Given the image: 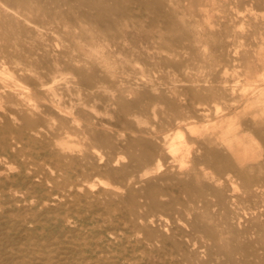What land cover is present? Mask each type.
Here are the masks:
<instances>
[{
    "label": "rangeland",
    "instance_id": "1",
    "mask_svg": "<svg viewBox=\"0 0 264 264\" xmlns=\"http://www.w3.org/2000/svg\"><path fill=\"white\" fill-rule=\"evenodd\" d=\"M156 1L141 15L156 27L138 22L137 46L118 38L105 66L67 34L72 8L50 18L0 0V123L26 107L20 87H32L30 102L60 108L34 140L0 132L9 180L0 179V207L13 209L0 226L31 242L30 257L51 241L66 245L68 264H257L223 247L238 244L264 254V0ZM68 188L77 190L47 210Z\"/></svg>",
    "mask_w": 264,
    "mask_h": 264
},
{
    "label": "bare ground",
    "instance_id": "2",
    "mask_svg": "<svg viewBox=\"0 0 264 264\" xmlns=\"http://www.w3.org/2000/svg\"><path fill=\"white\" fill-rule=\"evenodd\" d=\"M11 4L17 8L18 10L24 9L26 12H31V11H36L40 12L41 14H47V16L53 17L54 14L50 12V9L52 11H56V9H63V11L66 13L67 9L73 11V16L69 17V20L64 23V27L67 30V34H69L70 37L74 39V46L82 51L91 59V60H101L105 66H110V59L109 57L113 53L110 49V45H114L115 41L119 39H124L125 41L129 42L132 44V47L137 46V41L140 40V38L135 37L133 34V30L135 27H138L137 23L138 22H144L141 19V15L143 10L149 9L153 6L157 7V1L156 0H11ZM71 2V3H70ZM67 7V9H64ZM72 14V13H71ZM63 17V16H62ZM64 19V18H63ZM136 19V20H134ZM134 20V21H132ZM145 23V22H144ZM66 24V25H65ZM146 27L152 26L156 27L155 25V20H150L149 22L145 23ZM77 29L76 30H71V29ZM121 30V31H120ZM75 31V32H74ZM119 34V35H118ZM144 35V34H142ZM142 37V36H141ZM115 46V45H114ZM32 75V79L36 80V75L30 71ZM69 78L67 76L62 77V81L60 82V87L62 88H70L69 84ZM39 86H41V89H43L45 92H50L53 93L54 90L56 89L55 86L53 85H47L43 86L41 83ZM21 89L18 91L19 97L18 100L20 103H23L26 105L23 110L17 109L15 107L14 109H8L7 114L3 115L2 122L0 123V132H12L15 134L16 139L22 138L26 133L29 135V137L34 140L36 134L39 133H44L42 132V128H46L49 130L50 126L48 123L51 121V117L49 116V112H53L55 114L59 113L60 108L58 107H40V105H37L36 103L30 102V89L32 87H20ZM26 89V90H25ZM29 90V91H28ZM58 108V109H57ZM66 115L73 116L71 111H65ZM40 135V134H39ZM38 139V138H37ZM41 139V137H40ZM39 139V140H40ZM42 141V140H41ZM143 139H140L139 142H142ZM37 142V141H36ZM43 142V141H42ZM144 144V143H143ZM44 145V144H43ZM40 148V146H39ZM19 149V148H18ZM41 150V149H38ZM45 150V149H44ZM143 155L142 158H147L150 155V152L147 148L143 149ZM13 158V157H12ZM10 158V159H12ZM3 159V158H2ZM6 159V158H5ZM45 159V158H44ZM50 159V158H49ZM3 161V160H2ZM0 161V168L3 167V162ZM7 161V160H6ZM43 161V160H42ZM19 162V161H18ZM40 162V161H39ZM55 162V158L54 161ZM13 163V162H12ZM23 163V162H21ZM25 163V162H24ZM42 164V162H40ZM47 163V162H46ZM9 164V162H8ZM17 164V163H15ZM38 165V164H37ZM20 166V165H18ZM40 166V165H39ZM7 167V166H6ZM5 167V168H6ZM16 167V166H15ZM28 167V165H27ZM42 167V166H41ZM40 167V168H41ZM46 167V166H45ZM14 168V167H13ZM15 169V168H14ZM43 169V168H42ZM35 170V169H34ZM40 170V169H39ZM8 171V170H7ZM46 171V170H45ZM44 171V172H45ZM50 171V170H49ZM10 172V171H9ZM20 172V171H19ZM27 172V171H25ZM37 172V171H36ZM34 172V173H36ZM11 173V172H10ZM22 174V173H21ZM29 173H27L28 175ZM44 175V173H42ZM47 174V172L45 173ZM26 175V174H25ZM35 175V174H34ZM33 175V176H34ZM9 177V176H8ZM11 178V177H10ZM15 178V177H14ZM36 178V177H34ZM0 179L3 181L8 180L7 178V173H4L3 171L0 170ZM45 179V177L43 178ZM1 181V180H0ZM9 181V180H8ZM18 180H16L17 182ZM24 181V180H23ZM37 181V180H36ZM25 183V182H24ZM28 185V184H27ZM6 186V185H5ZM9 186V185H8ZM29 186V185H28ZM81 186V185H80ZM85 187V185H83ZM81 186V187H83ZM10 187V186H9ZM20 187V186H18ZM3 188V187H2ZM33 188V187H32ZM56 188V187H55ZM9 190V189H8ZM22 190V189H21ZM26 190V189H25ZM76 188H68L65 189L63 192H60L59 194L52 196L48 198V205H46L47 210L52 209L55 204H58L61 200L62 197L71 195L72 193L76 192ZM56 191V190H55ZM26 192V191H25ZM21 193V192H20ZM23 193V191H22ZM27 193V192H26ZM44 193V192H43ZM54 193V192H53ZM58 193V192H57ZM154 191L151 189V187L148 190V195L150 197L153 196ZM4 193L1 190L0 187V197ZM6 194V193H5ZM4 194V195H5ZM10 194V193H9ZM12 194V193H11ZM31 194V193H30ZM41 194V193H39ZM80 194V193H79ZM82 194V193H81ZM28 195V194H26ZM33 195V194H32ZM44 195V194H43ZM6 196V195H5ZM15 196V194H14ZM13 196V198H14ZM25 196V194H24ZM11 197V196H10ZM34 197V196H32ZM133 195L131 193L126 195V202H127V207L132 210L134 208L133 200H132ZM8 198V197H7ZM20 198V197H19ZM31 198V197H30ZM16 199V198H15ZM28 199V198H27ZM34 199V198H33ZM40 199V198H39ZM45 199V198H44ZM47 199V198H46ZM45 199V201H46ZM35 200V199H34ZM68 200V199H67ZM78 200V199H77ZM2 201V200H1ZM13 201V200H12ZM24 201V199H23ZM26 201V200H25ZM37 201V200H36ZM43 201V199H42ZM41 201V203H42ZM64 201V200H63ZM71 201V200H69ZM80 201V200H78ZM19 202V201H18ZM16 201V203H18ZM33 202V201H32ZM35 202V201H34ZM39 202V201H38ZM37 202V203H38ZM75 202V201H74ZM1 203V202H0ZM15 203V204H16ZM25 203V202H21ZM64 203V202H63ZM3 204V202H2ZM8 204V203H7ZM11 204V203H10ZM61 204V203H60ZM13 205V204H12ZM23 205V204H22ZM65 205V204H64ZM86 205V204H85ZM18 206V204H17ZM20 206V205H19ZM26 206V205H25ZM92 206V205H91ZM2 209L0 212H2L4 215L6 214L9 219H13V209L10 208L9 206H1ZM0 207V208H1ZM16 207V206H15ZM22 207V206H21ZM29 207V206H28ZM27 207V208H28ZM31 207V206H30ZM57 207V206H56ZM61 207V206H60ZM76 207V206H75ZM111 207V205H109ZM26 208V207H24ZM32 208V207H31ZM30 208V209H31ZM82 208V207H81ZM80 208V210H81ZM84 208V207H83ZM38 209V208H37ZM37 209H33L36 211ZM74 209V208H73ZM78 209V208H77ZM89 209V208H88ZM27 210V209H26ZM32 210V211H33ZM54 210V208L52 209ZM62 210V209H61ZM76 210V209H75ZM45 211V210H44ZM42 211V212H44ZM60 211V210H59ZM58 211V212H59ZM67 211V210H66ZM16 212V211H15ZM22 213V211H20ZM24 212V211H23ZM41 212V211H40ZM57 212V211H56ZM61 212V211H60ZM75 212V211H73ZM20 213V214H21ZM82 213V212H81ZM1 214V213H0ZM16 214V213H15ZM18 214V211H17ZM44 214V213H43ZM53 214V212H52ZM66 214V213H65ZM25 215V214H24ZM32 215V214H31ZM16 216V215H15ZM20 216V215H19ZM27 216V215H26ZM41 216V214H39ZM53 216V215H52ZM61 216V215H60ZM59 216V217H60ZM25 217V216H24ZM29 217V216H28ZM85 217V216H84ZM23 218V217H22ZM61 218V217H60ZM67 217H64V219ZM6 219V218H5ZM29 219V218H26ZM34 219V218H33ZM32 219V220H33ZM85 219V218H84ZM37 220V219H36ZM35 220V221H36ZM45 220V219H44ZM51 220V218H50ZM54 220V219H53ZM56 220V219H55ZM54 220V221H55ZM74 220V219H73ZM90 220V219H89ZM2 221V220H1ZM0 221V222H1ZM5 221V220H4ZM11 221V220H10ZM24 221V220H23ZM26 221V220H25ZM70 221V220H69ZM16 222V220H15ZM29 222V220H28ZM27 222V223H28ZM37 222V221H36ZM58 222V221H57ZM13 223V224H12ZM8 227L12 230H16L19 228L20 225L23 226L22 222L19 223H14L12 221ZM24 223V222H23ZM34 223V222H33ZM38 223V222H37ZM40 223V222H39ZM38 223V224H39ZM70 223V222H69ZM84 223V222H83ZM48 224V223H47ZM57 224V223H56ZM28 225V224H27ZM40 225V224H39ZM69 225V224H67ZM76 225V224H74ZM83 225V224H82ZM3 226H5L3 224ZM21 226V227H22ZM48 226V225H47ZM60 226V225H59ZM79 226V225H78ZM81 226V225H80ZM90 226V225H89ZM93 226V225H92ZM109 226V225H108ZM7 227V228H8ZM73 227V226H71ZM82 227V226H81ZM91 227V226H90ZM94 227V226H93ZM2 226H0V264H68V257L66 249V245L60 246H54L52 244V241L50 243H45V244H38V252L40 255H37L36 257L28 255L30 252L32 253V248L29 242L23 243V245H19L20 243L17 241H12L10 238H8V234H5L2 230ZM69 228V227H68ZM84 228V227H83ZM6 229V227H5ZM4 229V230H5ZM24 229V228H23ZM26 229V228H25ZM63 229V228H62ZM74 229V227H73ZM91 229V228H88ZM100 229L101 228H97ZM31 230V229H30ZM36 230V229H34ZM68 230V229H67ZM76 230V229H75ZM111 230V229H110ZM117 230V229H116ZM6 231V230H5ZM8 231V230H7ZM6 231V232H7ZM25 231V230H24ZM42 231V230H41ZM62 231V230H61ZM77 231V230H76ZM16 232V231H15ZM30 232V231H29ZM70 232V231H69ZM74 232V231H73ZM92 231H89V233ZM109 232V231H108ZM106 232V233H108ZM17 233V232H16ZM23 233V232H22ZM28 233V232H27ZM46 233V232H45ZM77 233V232H76ZM80 233V232H79ZM83 233V232H82ZM87 233V230H86ZM85 233V234H86ZM93 233V232H92ZM98 233V232H97ZM32 234H35L32 233ZM44 234V233H43ZM49 234V233H48ZM51 234V233H50ZM84 234V233H83ZM82 234V235H83ZM101 234V233H100ZM113 234V233H112ZM42 235V234H41ZM55 235V234H53ZM78 235V234H76ZM74 235V236H76ZM25 236V235H24ZM29 236V235H28ZM31 236V235H30ZM37 236V235H36ZM116 236V235H115ZM14 237V235H13ZM17 237V235H16ZM22 238V236H20ZM35 237V236H34ZM33 237V238H34ZM38 237V236H37ZM64 237V236H62ZM68 237V233H67ZM72 237V236H71ZM71 237L69 240H71ZM86 237V236H85ZM93 237V236H92ZM105 237V236H104ZM117 237V236H116ZM32 239V237H30ZM54 238V237H53ZM73 238V237H72ZM82 238V237H81ZM97 238V237H96ZM19 239V238H18ZM17 239V240H18ZM23 239V238H22ZM26 239V237H25ZM38 240V238H34ZM64 239V238H63ZM61 239V240H63ZM79 239V238H78ZM77 239V240H78ZM85 239V238H84ZM106 239V238H105ZM113 239V238H112ZM126 239V238H125ZM35 240V241H36ZM42 240V239H40ZM68 240V241H69ZM76 240V239H75ZM87 240V239H86ZM136 240V239H135ZM31 241V240H30ZM39 241V240H38ZM49 241V240H48ZM58 241V240H57ZM83 241V240H82ZM94 241V240H93ZM107 241V240H106ZM105 241V242H106ZM112 241V240H111ZM138 241V239H137ZM136 241V242H137ZM23 242V241H22ZM59 242V241H58ZM57 242V243H58ZM64 242V241H62ZM80 242V241H79ZM110 242V241H109ZM127 242V241H126ZM36 242H34L35 244ZM44 243V242H42ZM78 243V242H77ZM121 243V242H120ZM25 244V245H24ZM65 244H67L65 242ZM73 243H71L72 245ZM116 244V243H115ZM113 243V245H115ZM125 244V243H124ZM127 244V243H126ZM129 244V242H128ZM9 245L14 248H16V251H22L21 253L18 254V256H9L10 254L5 250V247ZM63 245V244H62ZM70 245V243H69ZM83 245H86L83 243ZM89 246V241L88 244ZM91 245V243H90ZM133 245V244H132ZM136 245V244H135ZM18 246V247H17ZM96 246V245H95ZM117 246V245H116ZM34 247V246H33ZM92 247V246H90ZM94 247V246H93ZM102 247V246H100ZM122 247V246H121ZM224 250L229 251V256H231V252L234 251L238 254H241L242 257H247V256H252L254 258H258L257 264H264V254L258 255V252H256L254 249H247V246H244L243 244H238L237 246H234L233 248L227 247L223 245ZM9 248V247H7ZM82 248V246H81ZM80 248V250H81ZM87 248V247H86ZM119 248V247H118ZM134 248V247H133ZM71 249V248H70ZM76 249V248H75ZM83 249V248H82ZM132 248H130L131 250ZM264 249V246H263ZM14 250V249H13ZM35 250V249H34ZM37 250V251H38ZM79 250V251H80ZM125 250V249H123ZM134 250V249H133ZM78 251V252H79ZM93 251V250H92ZM14 252V251H13ZM35 252V251H34ZM74 252V250H73ZM87 253V252H86ZM120 253V252H118ZM36 254V253H35ZM70 254V251L68 252ZM78 254V253H77ZM83 254V253H82ZM90 254V253H89ZM96 254V253H95ZM12 255V253H11ZM34 255V254H33ZM73 255V254H72ZM88 255V254H87ZM76 257V255H74ZM81 256V255H80ZM85 256V255H84ZM115 256V255H114ZM113 258H116L114 257ZM125 256V255H124ZM72 258V257H70ZM87 258V257H85ZM96 258V257H95ZM110 258V256H109ZM112 258V257H111ZM125 258V257H124ZM17 259V260H16ZM137 259V258H136ZM86 260V259H84ZM96 260V259H94ZM93 260V262H94ZM103 260V259H102ZM106 260V259H105ZM103 260V261H105ZM108 260V259H107ZM112 260V259H111ZM132 260V259H131ZM130 260V261H131ZM140 260V258H139ZM245 260H248L247 258ZM79 261V260H78ZM91 261V260H90ZM88 261V262H90ZM98 261V260H97ZM123 261V260H122ZM129 261V260H128ZM127 261V262H128ZM81 262V260H80ZM79 262V263H80ZM87 262V263H88ZM100 262V261H99ZM125 262V261H124ZM136 262V261H135ZM248 262V261H245ZM86 263V264H87ZM91 263V262H90ZM109 263V261H108ZM116 263V262H115ZM122 263V262H121ZM129 263V262H128ZM141 263V262H140ZM139 263V264H140ZM144 263V262H143ZM146 263V262H145ZM70 264V263H69ZM85 264V262H84ZM102 264V262H101ZM106 264V262H105ZM112 264V263H111ZM117 264V263H116ZM135 264V263H134ZM142 264V263H141ZM147 264V263H146Z\"/></svg>",
    "mask_w": 264,
    "mask_h": 264
}]
</instances>
